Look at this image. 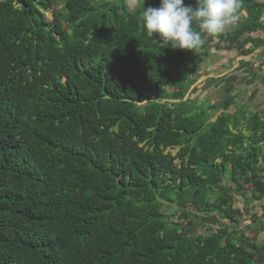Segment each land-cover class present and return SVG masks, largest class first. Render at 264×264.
Listing matches in <instances>:
<instances>
[{"label":"trees","instance_id":"obj_1","mask_svg":"<svg viewBox=\"0 0 264 264\" xmlns=\"http://www.w3.org/2000/svg\"><path fill=\"white\" fill-rule=\"evenodd\" d=\"M141 13L0 0V264H264V227L240 230L264 213V95L229 112L232 76L221 110L185 99L212 48H264V0L192 52L155 44ZM211 217L214 234L190 235Z\"/></svg>","mask_w":264,"mask_h":264},{"label":"clouds","instance_id":"obj_2","mask_svg":"<svg viewBox=\"0 0 264 264\" xmlns=\"http://www.w3.org/2000/svg\"><path fill=\"white\" fill-rule=\"evenodd\" d=\"M141 22L145 34L161 48L193 51L204 44L203 35L219 37L240 20L244 0H160L158 7L144 8ZM154 37L156 39H154Z\"/></svg>","mask_w":264,"mask_h":264},{"label":"rangeland","instance_id":"obj_3","mask_svg":"<svg viewBox=\"0 0 264 264\" xmlns=\"http://www.w3.org/2000/svg\"><path fill=\"white\" fill-rule=\"evenodd\" d=\"M119 1V0H110ZM134 4L135 0H131ZM51 11H48L47 15L50 18ZM215 45H218V42ZM213 46V47H214ZM248 61L251 65H247L245 68H240V63ZM264 65V48L255 51L248 57H239L235 54L228 53L224 50L216 51L214 48L208 53L206 57H203V63L199 70L195 73L197 80L195 84L190 88L185 99L188 97L194 98L196 101L205 100L209 104L216 106L215 111L221 110L224 100L229 98V95L234 99V104L229 108V112H233L237 104L253 105L258 102L260 95H264L262 89H258L254 92L255 87H259V82H255L251 85H246L243 79L244 75L249 74L251 68V74L261 73V66ZM235 76L236 81H230L229 83L234 85V91L231 94L224 93L225 83L229 77ZM228 84V83H227ZM194 101V102H195ZM174 153V151H171ZM237 202L235 205L239 208H243L241 202L236 197ZM258 206L254 210H248L245 213L244 221L240 224V230L256 229L259 228V224H264V219L258 216ZM167 210V209H166ZM172 214L177 215L175 209H172ZM264 215V214H263ZM176 218V216H174ZM193 220V225L190 228V235L200 233L202 235H212L219 227H221L224 221L211 217L209 221L203 222L200 220Z\"/></svg>","mask_w":264,"mask_h":264},{"label":"crops","instance_id":"obj_4","mask_svg":"<svg viewBox=\"0 0 264 264\" xmlns=\"http://www.w3.org/2000/svg\"><path fill=\"white\" fill-rule=\"evenodd\" d=\"M255 205H257V204H255ZM263 214H264L263 211H258V216H261L262 219H264V215ZM259 226H261V224H259ZM262 226L264 227V224ZM258 239L259 240H263L264 239V231L261 232L260 234H258Z\"/></svg>","mask_w":264,"mask_h":264}]
</instances>
